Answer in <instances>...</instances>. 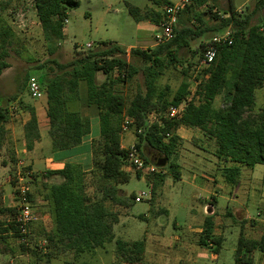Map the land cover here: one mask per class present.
<instances>
[{
  "label": "trees",
  "instance_id": "trees-1",
  "mask_svg": "<svg viewBox=\"0 0 264 264\" xmlns=\"http://www.w3.org/2000/svg\"><path fill=\"white\" fill-rule=\"evenodd\" d=\"M34 1L46 40L50 43L63 40L69 10L78 7L79 1ZM150 1L160 6L173 4L168 0ZM209 1L191 0L185 8L189 12L195 6L207 5ZM127 6L138 22L153 18L161 25L165 17L161 12L145 14V11L130 3ZM5 7L0 5L1 10H5ZM258 7L264 8V0L258 1ZM184 11L179 15L171 41L153 48H132L130 60L125 48L106 41L96 48L77 53L68 63H60L56 59L47 61L50 64L48 73L40 82L47 94L49 135L54 151L77 147L91 133V120L77 109L81 101V82L86 83L87 104L96 106L100 119V139L94 142L91 182L88 183L87 172L82 166L74 163H67L61 170L34 176V180L43 181V187L47 190L45 199L50 203L54 224L47 239L55 247H62L80 257L106 249L115 242L116 256L122 264L144 262L146 241L117 239L114 232L120 215L113 207L128 206L127 200L119 195V186L131 181V174L124 169L127 150L121 143L126 120H130V126L136 131L138 141L135 145L141 153L142 142L146 140L151 147L163 152L167 160L176 154L180 142L177 130L181 126L199 128L205 136L215 141V155L221 163H225L223 177L232 187L239 185L243 166L254 168L258 164L264 165V105L259 112H254L257 92L264 89V19L252 24L249 15L242 16L231 11L230 16L216 28L191 27L180 19ZM195 19L203 24L202 13H196ZM227 28L232 32V43L219 46L214 62L206 71L207 77L199 83L196 95L186 106L183 115L178 119L165 117L172 106H178L186 99L189 82H182L170 99V88L165 86L160 90L157 81L170 66L181 63L180 52L189 48L192 40L207 31ZM13 36L12 27L5 23L0 14V76L10 67L7 59ZM206 45H202L200 58ZM183 72L187 74V70ZM99 73L105 75L102 82L98 81ZM140 74L144 79V89L140 87L132 97L119 89L120 85L132 82ZM224 91L228 97L227 105L215 108V101ZM30 113L24 129L26 147L33 150L41 134L35 109L31 107ZM151 113L158 114V118L156 122L148 123ZM9 119L8 108L0 107V148L8 133L6 125ZM171 168L175 179L179 180L180 166L172 162ZM54 176L62 181L47 183ZM92 184L96 185L94 194L88 192ZM30 198L32 200V193ZM3 212H16V208H6ZM214 229L213 217L209 216L204 221L198 243L201 246L215 245L214 251L218 253L222 238L215 236ZM10 234L17 239L20 237L14 223L5 221L0 224V245L8 243ZM20 244L25 250L27 244ZM257 250L264 252V236L259 240L251 239L242 232L235 252L236 263L252 264L253 254Z\"/></svg>",
  "mask_w": 264,
  "mask_h": 264
},
{
  "label": "rangeland",
  "instance_id": "rangeland-1",
  "mask_svg": "<svg viewBox=\"0 0 264 264\" xmlns=\"http://www.w3.org/2000/svg\"><path fill=\"white\" fill-rule=\"evenodd\" d=\"M78 1L79 6L69 10L63 41L50 43L38 25L34 0H0V5L6 6L5 10L0 8L1 17L12 27L14 35L13 43L9 47L10 56L7 59L10 67L0 76V107H7L11 118L14 119V127L10 129L12 136H7V139L12 138V142L8 144V149L3 154L0 153V224L8 222L15 213L3 210L15 208L18 172L31 170L34 174L43 175L33 171L28 153L23 152L24 121L30 116V108L35 103H42V99H32L29 92L30 80L32 78L40 80L48 73L50 66L47 64L48 60L56 59L60 63H68L77 53L96 48L101 42L114 41L123 48L139 46L137 48L147 49L155 46L154 37L159 30L147 22L136 21L130 14L127 4L145 10V14L148 15L161 12L165 6L155 5L150 0ZM168 1L177 3L181 0ZM258 1L210 0L207 5L195 6L189 12L185 8L180 19L191 27L216 28L233 11L238 15H249L251 23L257 24L264 19V8L258 7ZM6 2H9L8 5H5ZM211 7L213 8L210 9ZM196 13H202V25L195 19ZM223 30H210L192 40L190 47L180 52L181 63L170 66L157 81L158 88L161 90L168 86L169 98L172 99L182 82L188 81V97H191L198 88L194 83L196 76L203 77V73L196 74L202 45L208 44L214 36L223 35L230 29ZM88 44H91V47H88ZM131 49L127 50L129 60ZM184 70H187V74L183 72ZM104 79L105 75L99 73L98 81L102 82ZM140 87L145 88L142 74L132 82L120 85L119 89L132 97ZM227 103L228 97L224 91L215 101L214 107L222 108ZM263 105L264 89H261L257 92L254 112H259ZM155 116L154 113L149 114L148 123L156 122ZM166 116L169 117L168 111ZM130 131L128 141L135 139L137 142L135 131ZM193 133L194 131L189 128H184L181 132L184 139L179 142L176 154L170 160L165 158L163 152L154 149L143 140L141 150L148 164L157 165L160 159H166V165L161 167L160 173L148 174L127 164L131 181L119 186V195L127 200L128 206L113 207L120 215L114 232L117 239L128 242L146 239L148 255L142 264H236L235 251L242 222L245 220L242 232L247 238H259L264 234V196L261 191L257 195L255 205L249 206V209L252 208L249 218L246 213H244L246 216H243L237 208L229 207L226 199L229 196L219 187L217 190L223 193L218 198V209H215L217 217L215 235L222 238L219 258L210 259V254H216L215 245H199L198 229L204 224V211L207 210L204 207L214 203L212 198L214 194H209L205 188L214 189L227 183L222 177L225 163H221L215 155V141L210 140L201 130H197V135L191 136ZM124 145L128 146L126 142ZM197 153L199 154L196 155ZM172 162L181 166L182 181L175 179L171 168ZM263 169L264 165H257L254 170L255 177L259 176ZM249 170H251L249 167L243 166L241 181L244 177L247 180L245 175L250 172ZM91 178H93L91 172H87L88 183L92 181ZM61 181L60 177L54 176L47 183ZM42 182L38 179L31 184L37 221L31 226L29 244L25 245L24 250L17 237L10 234L8 243L0 245V264H122L116 256L115 242L106 249H99L80 257L48 242V233L53 228V217L50 205L45 199L47 190ZM95 190L96 185H89V193L94 194ZM141 192H148L151 196L138 202L136 198ZM257 252V259L260 257V264H264V252L260 250Z\"/></svg>",
  "mask_w": 264,
  "mask_h": 264
},
{
  "label": "crops",
  "instance_id": "crops-1",
  "mask_svg": "<svg viewBox=\"0 0 264 264\" xmlns=\"http://www.w3.org/2000/svg\"><path fill=\"white\" fill-rule=\"evenodd\" d=\"M163 10H164V8L161 10V13H163ZM36 14H37V12H36ZM140 22H147L148 24L154 25L158 30H160V28H161V25H159L153 18L148 19V20H144V21H140ZM38 25L41 27L39 18H38ZM41 29H42V27H41ZM42 31H43V29H42ZM112 42H114V41H112ZM116 44H118V43H116ZM137 47H139V46H130V47L125 48V49L129 50L131 48H137ZM44 92H45V90H44ZM80 95H81V101L79 102L77 109H79V111L81 112V114L84 117H87L91 120V123H92L91 133L83 139V142L80 145H78L77 147H74L72 149H68V150L54 151V149H53L52 139H51V136L49 135V118L47 116V94H46V92H45L44 96L41 98L42 103H39V104L35 103L33 105L32 108L35 109V112H36V115L38 118V122H39L41 139H40V141H38L35 144V147L33 150L27 149L26 141H25V129H24V127H25V124L29 121V119L31 117V113H30V116L27 119H25L24 124H23V126H24L23 127V129H24L23 145L25 146V149H23V152L28 153L29 158L31 160L30 163H31L33 171L35 173L44 174L48 171L61 170L65 167V165L67 163L79 164L82 166V168L85 172H90L91 170L94 169V155H93L94 142L96 140L100 139L99 112H98V109L96 108V106L88 105L86 102L87 92H86V83L85 82L80 83ZM41 99H37V100H41ZM33 100H36V99H33ZM154 114L156 115L155 117L158 118V114H156V113H154ZM9 115H10V119L6 125V128L8 131L7 136L9 135V137H10V136H12L10 129H11V127H14V125H13L14 119L11 118L12 115L10 112H9ZM184 128H189L190 130L194 131V133L191 134V136L192 135L194 136V134L197 135L196 134L197 130H200L199 128H191V127L181 126L177 130V134L180 137L181 142L184 139L181 136V132L184 130ZM130 130L135 131V129L132 128L129 124L128 129L124 130L122 133L121 143H122V147L125 148L126 150L128 148H130L132 145L136 144L135 139H133L131 141H128V139H127L129 132H131ZM135 133H136V131H135ZM7 136H6V139H5L3 146L0 148V153L2 152V154L4 153V151L6 149H8L7 148L8 144L10 142H12V138L7 139ZM186 141L189 142L188 140H186ZM124 142H126L128 144L127 147L124 145ZM11 149L12 148H10V150ZM198 154L199 153H197L196 155H198ZM256 166L254 168H250L251 169V170H249L250 172L245 175V176H247V180H245V177H244V180L241 181V178H240V183L236 187H232L230 184H228L225 181L227 183L225 186H217L214 189L205 188V190H207V192L209 194H214L212 196L214 203H213V205H206L204 207L205 209H207L206 211H204V221L207 217L212 216L214 223H215V228H216L217 217H215V214H216L215 209H218V198L221 195H223L221 190L229 196L228 198L225 197L226 199H228L229 207H233V208L235 207L243 213V216L244 215L246 216V214H247L249 218L251 217V213H250L251 211L250 210L252 208L250 207V209H249V206L255 205V202L258 198L257 195H258L259 191H261V194L264 196V184L262 185V182L264 181V169H263V171L260 172L259 176L256 175V177H255L254 170H255ZM124 169L130 173L129 167L127 165H124ZM242 169H243V167L241 168V176H242ZM180 170H181V168L179 169V171ZM222 177H223V174H222ZM182 179L183 178H181V171H180V179L179 180L182 181ZM229 187H230V189H229ZM218 188L221 189L220 192H219V190H217ZM239 195H240V197H239ZM46 202H47V204L50 205L48 200ZM208 206H212V207H208ZM50 209H51V206H50ZM244 209H245V212H243ZM244 213H246V214H244ZM51 214H52V211H51ZM245 219H247V217ZM52 221H53V218H52ZM244 221L240 225V228H241L240 229V235L243 231V224L245 223ZM52 226L54 227L53 223H52ZM203 228H204V224L200 229H198L200 231V234L203 231ZM52 230H53V228H52ZM52 230H50V231L52 232ZM50 233H48V234H50ZM214 234H215V229H214ZM262 236H264V234L261 235V237H259V238H255V237L252 238L251 237V239L259 240L262 238ZM144 240L146 241V239H144ZM257 251H255L253 254L252 264H258V263L260 264L259 260L261 258L259 257V259H257V255H258ZM219 253H220V251L216 254H210V259L217 260L219 258ZM146 255H148L147 242H146ZM216 264H218V263H216ZM236 264H238V263H236Z\"/></svg>",
  "mask_w": 264,
  "mask_h": 264
},
{
  "label": "built area",
  "instance_id": "built-area-1",
  "mask_svg": "<svg viewBox=\"0 0 264 264\" xmlns=\"http://www.w3.org/2000/svg\"><path fill=\"white\" fill-rule=\"evenodd\" d=\"M253 1V0H249ZM191 0H181L180 2L173 3L170 5H165L163 10V14L165 15L161 28L159 32L155 35V46L165 44L171 41L175 36V29L179 21L180 13L185 9L187 4H189ZM68 20H66L67 22ZM231 30H228L223 35H216L212 38V40L206 45V48L202 54V57L199 60L197 67V75L199 73H203V77L200 78L196 76V87H198L199 83L204 77H207L206 71L210 68L212 63L214 62L218 52L219 46L222 44H231ZM91 47V44L87 45ZM44 87L41 84L40 80L36 78H32L29 82V92L33 99H41L45 92ZM197 91V89H196ZM196 91L192 94L191 97H186V99L180 103L178 106H172L168 110V116L170 118L178 119L185 112L186 106L192 100V98L196 95ZM130 120H126L123 125V131L127 130L130 124ZM126 165H130L135 167L139 171L146 172L148 174L160 173L161 167L153 164H148L143 157L141 151L136 147V145H132L127 149V155L125 158ZM34 173L31 170L20 171L18 172V184L16 185V212L11 216V219L8 220L10 223H14L16 229L19 231L20 237L18 238L19 243L29 244L30 235H31V226L37 221V212L35 211L33 202L30 198L31 184L34 181ZM151 195L148 192H141L136 200L140 202L143 199L149 198ZM47 243V241L45 240Z\"/></svg>",
  "mask_w": 264,
  "mask_h": 264
},
{
  "label": "water",
  "instance_id": "water-1",
  "mask_svg": "<svg viewBox=\"0 0 264 264\" xmlns=\"http://www.w3.org/2000/svg\"><path fill=\"white\" fill-rule=\"evenodd\" d=\"M159 167H165L166 165V159H160L157 163Z\"/></svg>",
  "mask_w": 264,
  "mask_h": 264
}]
</instances>
